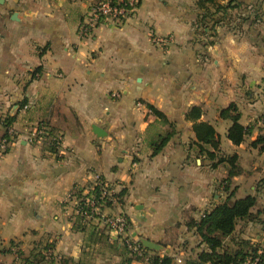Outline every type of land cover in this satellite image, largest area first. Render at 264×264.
Masks as SVG:
<instances>
[{"label":"crops","instance_id":"crops-1","mask_svg":"<svg viewBox=\"0 0 264 264\" xmlns=\"http://www.w3.org/2000/svg\"><path fill=\"white\" fill-rule=\"evenodd\" d=\"M92 2L0 0V141L10 138L0 147V264H121L118 244L90 241V229L73 226L68 194L94 173L125 188L121 205L106 211L128 217L131 239L161 246L148 255L182 261L206 248L193 221L228 196L242 198L241 190L256 197L252 212L260 213L239 220L233 235L264 245V149L251 145L264 134V0H237L212 30L196 0H141L81 38ZM231 103L249 128L239 145L220 117ZM149 105L173 124L154 156ZM192 106L215 128L218 157L236 155L234 175L226 161L212 167L193 143ZM39 123L61 134L59 148L32 138ZM47 248L54 260L44 257Z\"/></svg>","mask_w":264,"mask_h":264},{"label":"trees","instance_id":"trees-1","mask_svg":"<svg viewBox=\"0 0 264 264\" xmlns=\"http://www.w3.org/2000/svg\"><path fill=\"white\" fill-rule=\"evenodd\" d=\"M196 3L198 7L206 11L201 16L200 21L203 27L209 30L214 29V26L227 15L228 11L238 5L237 0H227L226 4H218L216 0H196ZM208 4L212 5L213 11L208 10ZM218 13H220V17H214ZM208 18L212 19V26H209ZM148 107L157 117L156 121L149 124L146 129V143L151 149L150 155L154 156L162 150L173 135V124L161 111L152 105ZM201 113V109L198 106L190 107L186 113V118L192 122V131L195 138L193 143L198 147L199 152L205 153L206 157L212 161V167L226 161L229 164L228 176L230 177L236 173V155L228 156L227 158L218 157V152L220 151L218 134L211 124L199 120ZM220 117L231 121V125L227 129V138L235 145L242 143L245 136L249 133V128L239 122L240 113L237 106L234 103L229 104L220 111ZM164 126L167 128L163 130L161 127ZM4 137L8 140L10 139L8 135ZM251 145L263 150L264 134H259L251 142ZM49 146L54 148L50 144ZM215 160L216 162H214ZM124 192L125 188L122 187L118 195L122 197ZM88 193L98 196L100 189L95 187L89 189ZM74 194L78 197L85 196L82 194V190L76 191ZM230 199V196H228L225 201L214 205L208 211H204L199 219L193 221L192 226L206 248L195 253V256H189L179 263L174 260L173 256L167 254L159 255L154 253L148 255L149 250L140 241H137V243L142 251L140 255H137L124 239L111 238L107 226L102 222H88L82 216L76 214L73 216V226L79 230L90 229V241L102 242L103 245H108L112 248L118 244L121 250V264H131L133 260L144 259L147 264H242L245 261L250 263L256 258H258V264H264L263 244L233 235L239 220L253 221L257 218V214L260 212L256 214L252 212V208L256 204V197L246 195L235 200ZM108 204L110 203H105V205ZM226 239H229L232 244L226 242ZM45 251L44 257L46 259L54 260L56 258L51 248H47Z\"/></svg>","mask_w":264,"mask_h":264},{"label":"built area","instance_id":"built-area-1","mask_svg":"<svg viewBox=\"0 0 264 264\" xmlns=\"http://www.w3.org/2000/svg\"><path fill=\"white\" fill-rule=\"evenodd\" d=\"M141 0H93L86 16L78 26V33L81 38H87L92 31L106 20L122 19L129 15L138 6ZM168 37H160L158 43H166ZM10 133V132H9ZM32 138L40 141H47L54 148H59L62 143V136L59 132L52 131L46 124H37L32 132ZM9 140L3 137L0 141L1 149H5ZM98 187L100 194L97 196L88 193L89 189ZM120 190V189H119ZM117 186L107 182L103 177L94 173L90 184L82 189L85 196H76L68 194L69 201L72 202V212L74 215H80L84 220L90 222H102L108 228L111 238H120L137 253L141 254V248L137 241L127 235L129 229V219L122 211L107 212V207H119L121 205V196L118 195ZM106 202L110 204L105 205ZM104 204V205H103ZM181 260H177L179 263ZM242 264H258V258L250 262L245 261Z\"/></svg>","mask_w":264,"mask_h":264},{"label":"water","instance_id":"water-1","mask_svg":"<svg viewBox=\"0 0 264 264\" xmlns=\"http://www.w3.org/2000/svg\"><path fill=\"white\" fill-rule=\"evenodd\" d=\"M99 127H97L96 129L93 130V132L97 135V136H101L102 134H100V131H99ZM143 246L149 250H154V251H157V250H160L161 249V246L155 242H152V241H149L147 239H142L141 240Z\"/></svg>","mask_w":264,"mask_h":264},{"label":"rangeland","instance_id":"rangeland-1","mask_svg":"<svg viewBox=\"0 0 264 264\" xmlns=\"http://www.w3.org/2000/svg\"><path fill=\"white\" fill-rule=\"evenodd\" d=\"M247 193H248L247 190H241V191L239 192L238 196H239V197H244L245 195H247ZM241 228H243V227H238V232H237L236 234L239 233V231L241 230ZM234 236H236V235H234ZM226 242L232 244V243L229 241V239H226ZM192 256H195V254H192L191 257H192ZM180 262H181V261H180Z\"/></svg>","mask_w":264,"mask_h":264}]
</instances>
